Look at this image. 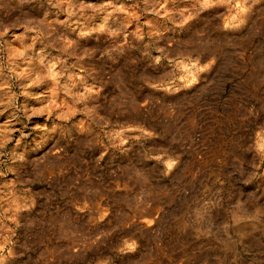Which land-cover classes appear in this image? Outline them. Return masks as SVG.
<instances>
[{"label": "rangeland", "instance_id": "obj_1", "mask_svg": "<svg viewBox=\"0 0 264 264\" xmlns=\"http://www.w3.org/2000/svg\"><path fill=\"white\" fill-rule=\"evenodd\" d=\"M0 264H264V0H0Z\"/></svg>", "mask_w": 264, "mask_h": 264}]
</instances>
